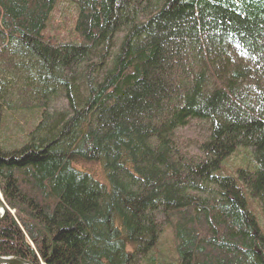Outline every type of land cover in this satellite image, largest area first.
Masks as SVG:
<instances>
[{
  "label": "trees",
  "instance_id": "obj_1",
  "mask_svg": "<svg viewBox=\"0 0 264 264\" xmlns=\"http://www.w3.org/2000/svg\"><path fill=\"white\" fill-rule=\"evenodd\" d=\"M0 195L2 258L264 264V0H0Z\"/></svg>",
  "mask_w": 264,
  "mask_h": 264
},
{
  "label": "water",
  "instance_id": "obj_2",
  "mask_svg": "<svg viewBox=\"0 0 264 264\" xmlns=\"http://www.w3.org/2000/svg\"><path fill=\"white\" fill-rule=\"evenodd\" d=\"M0 210L2 211L0 213V223L5 220V218L8 215V208L4 204L1 195H0ZM0 264H31L28 261L19 259V258H2L0 257Z\"/></svg>",
  "mask_w": 264,
  "mask_h": 264
},
{
  "label": "rangeland",
  "instance_id": "obj_3",
  "mask_svg": "<svg viewBox=\"0 0 264 264\" xmlns=\"http://www.w3.org/2000/svg\"><path fill=\"white\" fill-rule=\"evenodd\" d=\"M168 236H169L168 234H165V236L162 237V242H163V243H165V242H169V241H168Z\"/></svg>",
  "mask_w": 264,
  "mask_h": 264
},
{
  "label": "bare ground",
  "instance_id": "obj_4",
  "mask_svg": "<svg viewBox=\"0 0 264 264\" xmlns=\"http://www.w3.org/2000/svg\"><path fill=\"white\" fill-rule=\"evenodd\" d=\"M2 211L0 210V213H1ZM6 219V218H5Z\"/></svg>",
  "mask_w": 264,
  "mask_h": 264
}]
</instances>
